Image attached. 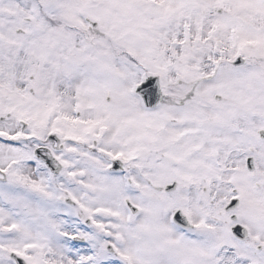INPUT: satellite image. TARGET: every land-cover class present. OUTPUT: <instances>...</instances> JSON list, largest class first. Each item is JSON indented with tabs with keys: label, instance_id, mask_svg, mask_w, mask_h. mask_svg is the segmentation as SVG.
I'll return each instance as SVG.
<instances>
[{
	"label": "snow or ice",
	"instance_id": "6c2138e0",
	"mask_svg": "<svg viewBox=\"0 0 264 264\" xmlns=\"http://www.w3.org/2000/svg\"><path fill=\"white\" fill-rule=\"evenodd\" d=\"M0 264H264V0H0Z\"/></svg>",
	"mask_w": 264,
	"mask_h": 264
}]
</instances>
